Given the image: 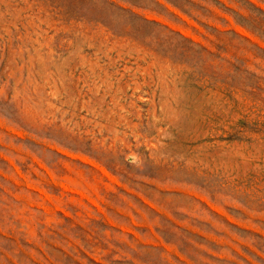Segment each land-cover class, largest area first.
Returning <instances> with one entry per match:
<instances>
[{
  "label": "rangeland",
  "instance_id": "374dc122",
  "mask_svg": "<svg viewBox=\"0 0 264 264\" xmlns=\"http://www.w3.org/2000/svg\"><path fill=\"white\" fill-rule=\"evenodd\" d=\"M0 264H264V0H0Z\"/></svg>",
  "mask_w": 264,
  "mask_h": 264
}]
</instances>
